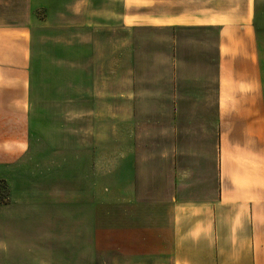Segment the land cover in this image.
<instances>
[{
  "label": "crops",
  "instance_id": "obj_1",
  "mask_svg": "<svg viewBox=\"0 0 264 264\" xmlns=\"http://www.w3.org/2000/svg\"><path fill=\"white\" fill-rule=\"evenodd\" d=\"M113 3L0 0V264H264V46L239 21L153 16L142 86L144 26ZM190 28L215 52L201 83Z\"/></svg>",
  "mask_w": 264,
  "mask_h": 264
},
{
  "label": "rangeland",
  "instance_id": "obj_2",
  "mask_svg": "<svg viewBox=\"0 0 264 264\" xmlns=\"http://www.w3.org/2000/svg\"><path fill=\"white\" fill-rule=\"evenodd\" d=\"M122 1L123 0H113L114 17L116 19L122 16L123 9L126 10L124 7H122ZM129 9L130 16H136L139 20L138 23H142L140 25L144 26L141 31L136 30L135 32V52H132L133 62H135V65L137 66V74H135L134 77L138 79L139 84L142 80V86L145 83L152 86L151 80L157 77V73L158 75L160 73V70L156 71L149 66L159 55L158 50H160L161 45L158 38L159 33H157L156 30L152 28L153 24L151 21H153V16L169 15L176 17V21L178 22L188 23L189 21H193L194 24L205 23V21L209 23H222L223 21L227 23H235L239 21L242 22L243 26H246L248 30L252 29V31L255 32V35H253L258 39V45L262 44L264 46V0H129ZM114 23L115 25H118L120 21H115ZM180 31L181 33L179 34V37H181V40H179L178 46H180L181 51L183 52L184 56L188 58V61L189 57L193 56L195 68L193 69L194 74H192L194 78L199 80L201 83L204 72L202 67L203 65H207L209 57L212 59L215 58V52L213 49H210L208 50L211 52L210 54H204V51L207 52V50H205L206 48L204 44L201 45V40L204 39V33L202 31L197 30L196 28ZM214 35V31L211 32V40L213 39ZM120 47L121 44L119 41L115 40V49H119L118 51H121ZM211 47H214V42L211 43ZM203 57L207 58L206 63L202 59ZM122 61L123 59L121 58V53L115 52V92L121 89L120 85L122 84L121 79L123 74L121 69L118 68L120 67ZM158 61H160V58H158ZM155 62H157V60ZM64 64L66 68H72L75 63H73L72 58L67 57L64 61ZM74 72L75 70L73 69L61 70V76L66 80L73 81ZM56 73L57 71H55L53 75H56ZM80 74V71H78V75ZM39 77H41V74L39 75L38 73L35 78ZM117 108L119 109L120 106ZM64 111L66 113L65 122H71L73 117L72 108L66 107ZM120 116L121 113H115V118H118L117 120L120 119ZM82 119H84V117ZM97 124H99L98 126L100 128H103V132L105 131V128H107V124L104 119H98ZM116 125L118 124L115 122L114 126ZM116 135L117 133H115V136ZM101 138L102 140H105L104 133L101 134ZM100 152L103 153L104 150H100ZM6 201L7 189L5 184L1 182L0 203Z\"/></svg>",
  "mask_w": 264,
  "mask_h": 264
}]
</instances>
